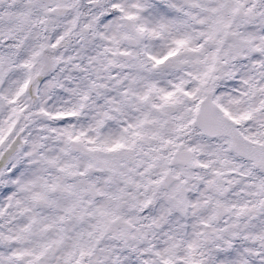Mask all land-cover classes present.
Segmentation results:
<instances>
[{"label":"snow or ice","instance_id":"1","mask_svg":"<svg viewBox=\"0 0 264 264\" xmlns=\"http://www.w3.org/2000/svg\"><path fill=\"white\" fill-rule=\"evenodd\" d=\"M257 19L264 21V0H20L15 13L0 14V264H149L139 249L117 254L98 245L119 220L122 202L159 193L170 171L161 160L210 169L211 179H196L219 195L238 189L230 205L215 202L211 220L223 209L237 224L217 236L212 264H264V249L241 228L243 218L264 213V85L246 80L242 97L228 103L209 86L226 46L242 53L256 41L238 29ZM96 42L104 43L107 65L118 56L135 58L136 75L117 97L100 79L64 87L86 70L81 61L99 60L85 55ZM122 42L130 47L121 49ZM72 45L74 55H66ZM262 51L264 40L251 60ZM192 63L202 66L201 87L189 91L170 72ZM69 92L72 101L53 104ZM130 98L144 105L141 114L122 120L118 133L103 134ZM177 107L183 113L169 127ZM85 112L95 113L91 127L81 123ZM193 129L216 143L209 149L191 140ZM146 137L158 145L136 168L121 171V151ZM117 178L124 187L112 190ZM183 193L178 187L168 195L183 202ZM90 218L95 223L79 227ZM198 246L189 245L185 264H203L195 258ZM155 255L170 264L171 249Z\"/></svg>","mask_w":264,"mask_h":264},{"label":"clouds","instance_id":"2","mask_svg":"<svg viewBox=\"0 0 264 264\" xmlns=\"http://www.w3.org/2000/svg\"><path fill=\"white\" fill-rule=\"evenodd\" d=\"M19 3L20 0H0V14L15 13ZM4 18L7 19V16ZM262 27H264V21L260 19L241 23L238 30L242 34L254 35L257 38L256 41L250 48L246 47V50L242 53L235 50L230 52V46H226L221 51L220 62L217 64L212 83L209 86L213 89H220V91H214L213 96L222 97L224 103L242 97V93L246 90V84L244 83L246 80L254 79L264 85V69L260 67L261 64H264V51L261 52L259 61L251 60L253 51L258 50L261 41L264 40ZM75 47V45L70 46L66 50V55H74ZM129 47L127 42L120 44L121 49ZM103 51V42H96L91 46L85 55L99 57V60L92 65H88L86 59L81 61L86 70L74 72L72 74L73 80L65 82V89L83 87L88 80L100 79L110 84L109 92L111 96L117 97L118 93L128 85L129 79L127 78L136 75V70L133 67L135 58L118 56L115 57L117 63L107 65ZM240 55L246 56L248 59L241 63L237 59V56ZM108 58H113L111 53L108 54ZM121 64L125 67H121ZM201 68V65L192 63L172 70L170 75L174 80L182 79L185 81V87L192 91L201 87L200 81L196 78V74ZM229 73H232V75L229 76ZM237 73L239 74L237 75ZM109 76L115 77V79L109 81L107 79ZM117 82H119V87H116ZM138 90L139 84L137 85ZM256 99L259 100L260 97L258 96ZM61 100L72 101L73 97L69 92L63 97H58L53 101V104H57ZM143 109L144 105L130 98L128 107L123 114L118 115L114 121L106 124L102 130L103 134L118 133L122 120L135 119ZM182 113L183 107H177L169 112L167 117L170 121L169 127H172L176 122L173 118L180 116ZM94 114V112H85L81 118V123L86 128L93 125ZM189 136L191 140L197 143L208 144L209 149L216 143L209 137H202L199 129H193ZM158 143L157 140L146 137L144 140L137 142L131 151L122 150L120 153V170L127 173L129 169L136 168L137 160L147 159L148 154ZM199 158L202 160L209 159L205 154H202ZM159 163L170 169L159 193L154 197L151 191L148 195L140 193L136 199L122 202L119 220L116 221L112 230L98 245V251L107 249L119 254L126 248H136L145 253L142 259H147L149 264H159L162 259L168 257L158 256L155 253H163L165 250L171 249L170 264H185L186 257L191 251L189 245L194 244L199 245L195 248V252L199 254L195 258L201 259L203 264H212L215 250L220 246L216 242L217 236L225 226L233 227L237 224V220L233 219L234 213L223 209L219 210L220 214L216 216L215 220H211V217L218 211L215 202L220 200L226 205H230L237 199L238 189L233 188L229 192L219 195L204 183V179L212 178L210 169L189 167L179 160L172 162L161 160ZM160 172L161 167H156L152 169V176L155 178ZM198 176L204 179H196ZM136 179L139 180L140 177L136 176ZM118 187H124L119 178L112 185V190ZM178 187L184 189L183 202L168 195ZM128 191L138 190L129 186ZM96 199L98 202H103L99 197H96ZM93 223H95L94 218H90L86 224L79 227L88 228ZM241 228L247 229L244 235L248 238L250 244H255L257 248L264 249V213H256L252 217L243 218ZM103 258L110 259L108 256H103Z\"/></svg>","mask_w":264,"mask_h":264}]
</instances>
